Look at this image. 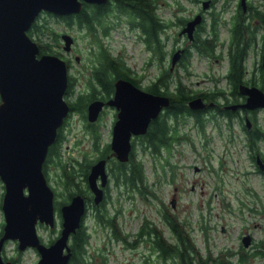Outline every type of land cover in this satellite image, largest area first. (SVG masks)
Returning <instances> with one entry per match:
<instances>
[{
  "label": "rangeland",
  "instance_id": "1",
  "mask_svg": "<svg viewBox=\"0 0 264 264\" xmlns=\"http://www.w3.org/2000/svg\"><path fill=\"white\" fill-rule=\"evenodd\" d=\"M202 1L156 0L157 13L169 21L165 31L166 50L170 48L176 35L177 27L172 23L176 15H186L201 10ZM236 1L238 0H211L210 4H212L203 10L217 14L215 48L208 56L200 55L192 49L191 63L188 64L190 74L183 68L174 71V74L179 75L190 89L198 91L211 87L216 84L212 83L211 78L219 77L225 72L228 12L224 8L232 9ZM247 1L254 3L256 0ZM209 13L205 16L204 30L200 31L202 37L211 30ZM38 20L45 21L44 24L59 34L54 48L60 53L58 55L65 59L68 75L74 78L72 91L65 94L64 98L74 100L78 93H88L90 85L87 79L96 62L97 39L87 29L68 25L64 20L46 11L38 15ZM107 23L110 25L108 35L99 32L103 45L107 46L113 56L121 57L135 75L141 76L140 85L143 88L150 78L160 71L156 66V55L144 48L137 31L129 29L125 18L116 19V15L109 14ZM63 32L73 37V43L68 51L63 49L61 38ZM99 36L97 35L98 38ZM44 38H47L46 35ZM33 39L36 41L35 36ZM252 53L253 48L249 55ZM150 59L154 61L152 65L148 64ZM167 63L168 59L161 66L165 67ZM221 82L225 84L224 80ZM256 116L258 122H264V109L259 110ZM113 119V108L106 107L93 126L88 127L85 125L87 119L81 117L80 111L72 112L61 129L58 142L61 160L68 165L71 162L79 164V162L96 160L100 148L105 143H110ZM169 122L172 124L174 120ZM219 122L217 126L209 120L205 123L204 130L199 131L194 119L186 117L183 121L179 116L178 132L184 134L185 138L174 141L170 150L168 147H163L158 154L151 153L150 150L143 151L140 140L135 138L136 136L132 138L136 146V156L144 165L148 188L155 195L109 183L106 206L108 213L115 215V220L122 231L134 233L143 217H147L159 225L164 235L171 238L159 213L163 202L168 206L172 204L171 210L177 213L181 220L186 221L185 229L202 253L210 250L212 255H216L220 251L231 250L236 253L231 257L235 259L240 250L250 251L255 248L251 245L248 248L242 245L241 234L245 232L252 235L254 242L264 241V177L252 171L254 167L249 161L247 149L243 147L242 129L238 124L233 123L232 131L226 126L225 119L219 118ZM260 148L264 156V138L260 142ZM47 174L49 185L59 192L66 193L61 183V171L58 165L49 163ZM3 192L4 186L0 180V231L4 224L1 209ZM57 199L60 200L62 197L58 196ZM54 202L58 206L55 207L54 204L56 232L44 223L36 224L37 234L45 243L55 238L61 227L60 203L58 204L55 199ZM84 223L90 231L86 255L90 257L92 264H102L103 260L104 264H146L143 258L144 254H148L145 241L133 247L125 246L121 240L113 237L107 225L93 219L90 209L87 210ZM203 226H206V233L202 230ZM157 262L160 263L154 257L148 260L147 264H157ZM254 262H258V259L249 257L245 264H254Z\"/></svg>",
  "mask_w": 264,
  "mask_h": 264
},
{
  "label": "water",
  "instance_id": "2",
  "mask_svg": "<svg viewBox=\"0 0 264 264\" xmlns=\"http://www.w3.org/2000/svg\"><path fill=\"white\" fill-rule=\"evenodd\" d=\"M107 0H0V180L4 186L1 209L4 217L0 235V264H68L70 236L80 226L87 203L80 193L73 194L59 206L61 227L47 244L36 231L37 222L53 229L56 225L54 191L43 172L48 148L58 128L69 113L64 98L68 84V65L53 53H40L37 42L27 30L36 17L47 11L58 15L79 12L83 2L104 3ZM247 0H240L245 7ZM210 0H203L206 9ZM198 13L189 19L181 32L193 38ZM63 49L70 50L73 37L61 33ZM175 51L171 68L179 57ZM264 79V43L262 55ZM244 102L227 105L247 109L264 108V90L240 85ZM170 104L168 95L153 93L127 78L114 81L113 95L107 100L93 99L87 104V120L95 121L104 105L117 110L112 124L110 149L118 161H128L132 138L146 133L149 123ZM189 108L202 109L207 103L201 96L187 101ZM247 124L248 121H247ZM98 157L86 176L94 204L104 197L109 180L107 160ZM258 163H264L258 156ZM173 203V198H172ZM247 247L251 236L241 239Z\"/></svg>",
  "mask_w": 264,
  "mask_h": 264
},
{
  "label": "trees",
  "instance_id": "3",
  "mask_svg": "<svg viewBox=\"0 0 264 264\" xmlns=\"http://www.w3.org/2000/svg\"><path fill=\"white\" fill-rule=\"evenodd\" d=\"M155 2L156 0H107L104 3L83 2L81 10L76 13L58 15L46 11L48 14L55 15L64 20L68 25H72L78 29H87L97 39L98 51L96 52V62L92 66L93 73L91 75L92 89L86 94L78 93L74 100L65 99L69 104L70 110H84L92 98L108 97L113 91V81L118 77L130 79L138 86L140 85L138 81L141 79V76L135 75L133 70L121 57L113 56L100 39L99 32L103 34L107 33L110 28L106 18L109 13L116 16L123 14L129 18L133 26L141 27L145 33L146 42L152 48L157 61L163 62L165 60L166 51L163 48L164 42L162 41L163 35L161 34V30L169 25V21L157 13ZM253 5L252 1H248V7L253 8ZM252 15L253 10L251 11V17ZM44 22L39 21L37 16L27 30V33L32 39L35 36L40 53L60 55L54 48L58 42L59 34L53 28L44 24ZM216 22L217 18L212 17L210 25L213 35L211 38L202 37L200 32L196 34L195 45L201 53L211 54L214 49ZM200 27L204 30L203 23H201ZM244 28H249V24L245 23L242 19L236 18L228 50L230 67L228 79L229 83L234 87L233 91H231L232 94L236 92L235 86L237 82H241L242 80L243 62L248 50L247 45L250 40L251 42L254 40L253 37L250 40H245L244 33L242 32ZM44 35L47 38H44ZM151 78L150 82H147L143 88L153 93L168 95L170 104L165 108L164 112H161L156 118L151 120L146 133L135 137L140 140V147L143 151L150 150L151 153L158 154L163 147H168L170 150L174 141L185 138L184 134L178 132L177 121L179 116L183 121L186 117L194 116L195 126L199 131L204 130V125L209 120L219 126V120L213 115H206L200 109L189 108L187 101L196 94H199V92L190 89L182 83L179 75L172 73L168 66L161 67L159 73ZM95 82L99 85H96ZM261 89L264 90V85H261ZM206 92L204 96H208V99L216 96V94L225 95L222 90ZM229 97L230 95H225L226 100H229ZM228 114L230 118L232 113L229 111ZM169 120H174V123L170 124ZM245 130L249 136L247 149L251 158L254 159L255 153H260L259 141L264 138V122L260 123L255 118L252 129L246 128ZM59 140L60 138H55L54 142L50 144L43 163V172L46 178L48 177L49 163L58 165L61 171V183L66 189V193L53 189L54 195H56L54 199L61 205L67 202L73 194L80 193L84 196L87 203L86 212L82 217L80 226L70 236L69 246L71 255L68 264H92L90 257L86 255L90 231L87 229L84 219L88 209L92 210L93 219L97 222H102L103 225H107L113 237L121 240L125 246L133 247L139 242L145 241L147 243L148 254H144L143 258L146 264L148 260L154 257L160 261L157 264H245L249 257L258 259V262H254V264H264V241L257 243L256 247L250 251L248 249L240 250L235 259L231 257L236 253L231 250L220 251L216 255H212L210 250L205 253L200 252L199 247L194 243V239L191 238L189 232L185 229L186 221L181 220L178 214L171 210L172 204L168 206L162 202V207L159 209L160 217L166 224L171 238L164 235V231L159 225L147 217H143L142 222L134 233L122 231L120 225L115 220V215L109 214L106 206L109 183L112 182L116 186H125L130 189H138L141 193L147 192L148 194L155 195L146 183L144 165L142 160L136 156L135 142H132L128 161H118L112 155L110 143H105L100 148L98 157L109 156L107 169L111 179L108 180L104 188L103 199L98 204H94L92 193L86 180L89 166L92 162L90 160L79 162V164L71 162L68 165L67 162L61 160L58 146ZM58 196H61L62 199L58 200ZM54 204L55 207H58L55 202ZM202 230L206 233V226H203ZM52 231L56 232V228H53ZM1 233L2 230L0 231V235ZM53 240L54 238H51L46 243L49 244ZM150 256L153 258H150ZM102 264H104V260Z\"/></svg>",
  "mask_w": 264,
  "mask_h": 264
},
{
  "label": "flooded vegetation",
  "instance_id": "4",
  "mask_svg": "<svg viewBox=\"0 0 264 264\" xmlns=\"http://www.w3.org/2000/svg\"><path fill=\"white\" fill-rule=\"evenodd\" d=\"M211 4L209 3V5H211ZM206 9H204V10H206ZM224 10H226V12H228V16H227V20H226V22L228 23V26L226 28L227 35H228L227 40H226L227 68L223 74H220L219 77L217 76V77L211 78L212 83H216L215 85H213L211 87H206L205 89L198 90L199 94H196L195 96H201L203 98V100L207 103V105L204 108L200 109V110H202V112L204 114L213 115L218 120H219V118L225 119L227 127L229 129H231L232 131H233V128H231V126L233 127V123L238 124V126L242 129V135L241 136L243 137V144H244L243 147L247 149L248 148L247 140H248L249 136H248V132L245 129L246 128L252 129L253 121L255 118H257L256 115H257L258 111L261 109H264V108L247 109V108H242V107L237 106L235 109H231L227 105L239 104V103H242L245 101L246 95L239 91L240 85L257 86L260 88H261V85H264L263 67H262V55H263V43H264V0H256L254 2L253 8L248 7V1L246 2L245 7H243L240 4V0H238V1H236L235 5L232 9L224 8ZM252 10H253V15L251 17V11ZM209 12H210L209 10L203 11V9L201 7V10H196L195 12L188 13L186 15H179V14L176 15V13H175L176 17H175V20L172 21V23L174 26L177 27V31H176L175 37L172 40L173 41L172 45L170 46V48L168 50L165 49V43H166V38H167V34L165 31L169 25L165 26L161 30L162 31L161 34L163 35L162 41L164 42L163 48L166 51L165 60L168 59L167 66L169 67V70L172 73H175L174 71L179 69V68H183V70L189 74L191 73L190 72L191 70H189V68H188V64L191 63L190 55H192L191 54L192 49H194L200 55H205V56L209 55V54L201 53L200 51H198V49L195 45L196 44V42H195L196 41V34L203 30L200 27V25H201V23H204L205 16ZM198 13L202 14V20L200 23L196 24V26L193 30V38H189L187 33L181 32V29L184 27V25L186 24V22L189 19L193 18ZM109 14L113 15L112 13H109ZM209 15L211 16V19H212V17H217V14L215 12H211V13H209ZM118 18H125L128 22L129 29L130 30L135 29L137 31V33L139 35V39L143 43L144 48L147 51H149V53L154 54L152 51V48L146 42V36H145V33L143 32V30L141 29V27L133 26L130 23L129 18L123 14H122V16L121 15L116 16V19H118ZM236 18H238L239 20L242 19L245 23L249 24V28H244L242 30V32L244 33L245 40L246 39L250 40V39H252V37L254 38V40H252L253 43L250 40V42L247 45L248 50H247V53L244 57V62H243L244 67H243V71H242V80H241V82L240 81L237 82V84L235 86L236 92H233V94H232L231 91H233L232 89L234 87L232 84L229 83V79H228V74L230 72L229 51L228 50H229V46H230V42H231V38H232V32H233V28H234ZM210 22H211V20H210ZM170 23H171V21H170ZM210 28H211V30H209V31L211 34L207 33L205 35L206 38H211L213 35V30H212L211 25H210ZM104 35L105 36L108 35V32L104 33ZM215 40L216 39H214V42H215ZM214 48H215V46H214ZM252 48H253V53H252V55H249L250 50ZM177 50L180 51L179 57L171 68L170 59H171L172 54ZM186 54H188V55H186ZM151 59L148 60L149 65H152L154 62V61H151ZM163 62L157 61L156 66L161 68L162 67L161 65ZM92 73L93 72L91 70V74L89 75V78L87 79V83L90 85L89 91H91V89H92L91 88V86H92V81H91ZM68 77L69 78H68L67 91H66L67 93L70 92V89L72 88V85L74 84V78H72L71 75H69ZM151 79L152 78H150V80ZM140 80L141 79H139V81H138L139 84H140ZM150 80H149V82H150ZM223 80H224L225 84H223V82H221ZM114 81H115V79H114ZM114 81H113V91H114ZM180 81L185 84V82L182 81L181 77H180ZM95 83H96V85H99L97 82H95ZM139 86L142 87L141 85H139ZM213 90H216V91L222 90V92L225 95H227V96L230 95L229 100H226L225 95H222V94H216V96L210 97V99H208V96H204L206 91H207L206 93H208V92L213 91ZM113 91L106 98H100V97H96V98H99L102 100H107L109 97H111L113 95ZM67 93H65V94H67ZM96 98H92L91 100L96 99ZM91 100H89V101H91ZM106 107H112L113 108V110H114L113 122H114V120L116 118L117 110L115 109V107L108 106V105H104V107L101 109L96 120H98L100 115H102L103 110ZM164 110L165 109H163L162 112H164ZM74 111H75L74 109L69 110V113L67 114L62 125L59 127V129L57 131L56 138L61 137V129L63 128L67 117ZM229 111L232 113V116L230 118L228 117ZM80 115L83 119H85V120L87 119V105H86V108L84 110L80 111ZM189 117L194 119V116H192V115ZM95 121H88L87 120L85 122L86 123L85 125L88 127H92ZM247 121L249 124H247ZM230 137H232V134H230ZM261 141H259V146H260ZM247 151H248V149H247ZM261 153H262L261 151H260V153L256 152L255 158L252 159L249 152H248V157H249V161H250L251 165L254 167L252 171H254L255 173H258L260 176L264 177V169H262L260 167V164L258 163V160H257L258 156H259L261 158L262 162L264 163V156H263V153L262 154ZM108 175H109V172H108ZM246 234H249L251 236V243L249 244V246L251 245L252 247H256L257 243H261V241H255L254 242V240L252 239V235L248 232L242 233L241 239ZM249 246H247L246 248H248ZM150 258H153V257L150 256Z\"/></svg>",
  "mask_w": 264,
  "mask_h": 264
}]
</instances>
